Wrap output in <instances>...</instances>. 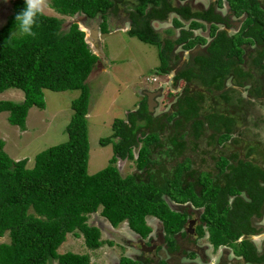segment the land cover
I'll return each instance as SVG.
<instances>
[{
	"label": "trees",
	"instance_id": "trees-1",
	"mask_svg": "<svg viewBox=\"0 0 264 264\" xmlns=\"http://www.w3.org/2000/svg\"><path fill=\"white\" fill-rule=\"evenodd\" d=\"M49 1L51 8L62 16L82 14L88 20L101 17L99 28L103 34L108 33V14L129 2ZM227 2L236 16L246 14L240 31L229 37L225 32L216 33L212 29L213 40L204 53L197 55L192 65L174 78L175 82L180 79L188 84L195 82L207 93L184 92L174 106V113L162 118L148 112L143 97L134 111L126 113L124 120L113 121L110 137L99 140L103 147L112 144V157L105 168L90 175L87 171L86 116L90 98L87 79L99 57L90 50L84 32L76 23H71L64 31V21L54 16L38 17L39 26L33 29L35 37L20 34L14 17L24 8V0H13L12 13L0 28V93L17 89L23 92L24 98L20 103L0 101V113L7 112L9 124L25 130L29 109L34 106L45 109L44 90H79L80 94L71 102L72 116L65 128L67 141L36 155L31 168L27 167V159L12 160L4 151V141L0 140V237L8 233L10 238L9 243L0 244V264H51L53 261L89 264L86 254H59L57 250L67 234L77 231L88 249L99 248L103 243L100 229L87 224V215L99 209L113 228L126 222L140 238H147L152 231L146 218H157L162 224L167 249L174 252L173 237L181 232L188 218L186 210L172 207L175 203L190 204L201 210V225L196 232L202 236L205 225L214 248L228 246L247 263L264 262V250L258 254L248 238L261 232L256 223L264 219V167L251 161L250 154L241 158L235 152L214 158L213 172L193 169L187 157L176 164L170 174L162 176L161 181L155 176V171H160L154 170L159 164L153 157L155 149L160 147V133H165L170 122H173V131L169 135L174 137L173 152L178 156L184 154L187 135L192 137L193 149L198 148L199 137L205 132L211 134L210 139L216 144H226L236 124L235 111L231 110L235 105L231 100L233 96L223 93L227 78L254 79L250 69L245 71L249 66L258 73L264 72V5L257 0ZM130 7L132 23L127 34L159 47L158 71L164 74L171 69L170 55L175 45L183 44V48L189 50L206 41L201 37L192 38V33L184 30L176 39L162 40L151 26L153 20L165 21L172 12L186 20L191 15L219 20L211 11L210 14H194L173 0H131ZM173 24L181 25L178 20ZM198 26L192 22L190 28ZM172 33L171 29L166 30V34ZM254 44L256 54L246 57L247 50L243 46ZM236 84L242 85L241 81ZM255 91L259 94V87ZM205 94L225 102L224 112H205ZM242 108L247 113V102ZM126 160L133 161L139 173L122 177L115 164ZM120 264L139 263L122 258ZM159 264L166 263L160 261Z\"/></svg>",
	"mask_w": 264,
	"mask_h": 264
},
{
	"label": "rangeland",
	"instance_id": "rangeland-1",
	"mask_svg": "<svg viewBox=\"0 0 264 264\" xmlns=\"http://www.w3.org/2000/svg\"><path fill=\"white\" fill-rule=\"evenodd\" d=\"M201 1L206 2L207 0ZM260 1L264 4V0ZM12 2L13 0H0V28L6 23L7 18L12 13ZM130 3L131 0L119 7H125L127 4L130 5ZM44 14L62 19L64 21V31L68 29L71 23H76L78 28L84 32L90 50L99 57L95 69L87 79L90 90L86 116L89 139L87 171L88 174L92 175L105 168L112 157V144L103 147L99 144V140L111 136L114 120H124L126 113L134 111L138 103L145 97L144 92L157 93V97L154 99L157 106L151 113L152 115L157 117L163 113H171L173 110L172 105L176 102L185 84L180 81L173 89L172 79L177 68L172 65L171 71L167 75L159 72V47L145 44L136 37H130L127 34L128 27L126 29L122 28L116 21L117 17H108V33H101L99 28L98 47L96 48L92 45V41L90 42L89 38L87 39L89 31L81 24L84 15L62 16L51 8L50 1L49 7L45 9ZM175 18L177 17L171 14L165 21H153L152 27L158 32L172 29L173 34L165 37L175 38L178 35V30L173 28L172 24V19ZM96 22L101 21L97 19ZM85 23L88 25V21ZM182 27L187 28L188 23H183ZM196 33L201 32L197 31ZM206 34L205 32L204 35ZM178 52H182V62L187 64L189 52L183 50L180 46L175 48V53L178 54ZM255 54L254 52L253 55ZM251 72L254 76L252 81L255 85L254 88L259 87L262 92V99L255 100V96L249 98V94L245 95L244 93L240 103L231 107V110L235 111L236 127L240 129V134L233 132L231 141L224 145L225 149L223 151L227 153L235 151L239 153L241 158H246V155L250 154L249 158L251 161L264 167V72L258 73L255 69H252ZM200 91L205 93L203 88ZM43 93L45 109L41 110L35 106L29 109L25 121V130L9 124L7 112L0 113V140L5 143L4 151L14 161L27 159L28 168L33 166L36 155L52 146L67 141L65 128L72 116L71 102L79 96L80 91L52 92L44 90ZM223 93H226V91H223ZM227 93H231L232 96L235 95L229 91ZM239 97L241 96L239 95ZM246 97L248 100H245ZM23 98V92L17 89H9L0 93V101L20 103ZM205 100L206 102L203 103L205 112L207 110H219L223 113V109L227 108L225 102L217 96L205 94ZM246 102L249 109L247 113L242 108ZM243 119L246 120L247 124H245V120L242 122ZM164 135H161L162 139ZM164 143L168 145L166 139ZM166 147L163 148L164 151H166ZM163 149H155L153 158L159 163L157 167L160 173L166 176V173L171 172L176 162L180 159L178 156H175L174 159V155L168 156L166 153H162ZM219 150L221 149H219L218 145L209 146L204 143L196 152L191 154L187 151L186 155L190 153L195 158L194 167L198 170H212L214 166L212 157L217 155ZM134 154L136 157V150ZM115 166H117L122 177L136 172L135 163L130 160L118 161ZM146 221L152 232L149 238L143 240L142 243L145 244L148 241L151 242V245L152 243L157 246L161 245L162 239L160 235L163 233L161 232V223L151 216H148ZM87 224L98 227L101 231L100 237L103 244L99 249L89 250L84 244L82 234L77 231L76 234H67L66 240L61 244L57 252L59 254L66 252L86 254L90 258V264H118L121 257L137 260L139 256H142L141 260L146 261H152L151 258L155 259L156 262H153V264H157L160 260H168L169 255L163 246L158 252L155 248L151 252L152 255H140L139 252H135L133 246L139 243L138 236L129 229L126 222L119 224L116 228H112L108 221L101 216L100 209L96 213L87 215ZM256 225L261 230L260 234L256 237L248 238L260 247L264 241V219L259 220ZM9 242L8 233L0 237V244ZM177 248L179 249L178 255L181 258L175 263L168 260L170 264H242L241 260L234 259L227 248L213 250L208 245L206 238L195 239L193 236L183 238L177 242ZM190 253L194 254L192 258L188 256ZM51 264L58 263L53 261Z\"/></svg>",
	"mask_w": 264,
	"mask_h": 264
},
{
	"label": "flooded vegetation",
	"instance_id": "flooded-vegetation-1",
	"mask_svg": "<svg viewBox=\"0 0 264 264\" xmlns=\"http://www.w3.org/2000/svg\"><path fill=\"white\" fill-rule=\"evenodd\" d=\"M173 1L175 3H177V4H180V5L188 7L191 10V13H194V14L195 13L210 14L209 12L211 11L214 15H217L219 17V20H216V19L215 20H207V18L205 19L204 17L194 16V15L192 16L191 15V18L186 20V19H183L179 14H177L175 12L171 13V14H174L177 17L175 19H172V24H173L174 20H178L180 22V24H181L180 27H175L174 24H173V28L178 30V35L175 38H172V40L176 39L179 36V32L181 30H184V31H188V32L192 33V38L201 37V38L205 39V41H206L205 44H203V45L196 44L192 49H189V50H185L183 48V44H179V45H175L174 46V49H173V51H172V53L170 55V57H171L170 64H171V68H172V65H173L174 68L175 67L177 68V71L174 74L173 79H172V87L174 89V87H176L178 82H180V81L184 82V84H185L182 92L180 93L179 97L176 100V102H177L178 99L181 97V95L184 92L187 91L188 94L189 93L192 94L196 90H198V91L200 90V86H198L199 84H196L195 82H191V83L188 84L185 79H180V80L175 82L174 78H175V76H177L179 74L180 71L188 69L192 65L193 59H195L197 55H200V54L204 53L205 48L208 46L209 42H211L213 40V37L211 36V30L214 29L216 31V33L225 32L230 37V36H232V35H234V34H236V33H238L240 31L241 27L245 23L246 14H244L242 16H236L235 13L230 10V7H229V4H228L227 0H207L206 2H203L201 0H199V1H196V0H183V1L173 0ZM257 1H259L262 5H264L260 0H257ZM130 6H131V3H130V5L127 4L125 7H118L116 12H110L108 14V17L109 16H112V18L117 17L116 21L119 23V25L122 26V28L126 29V27H128L127 32L130 30L131 23H132L131 22V18H130V11L132 10V8ZM126 7H128V8H126ZM108 17H107V20H108ZM98 18H96V19H98ZM96 19H94V20H96ZM100 19H101V22H102V18L101 17H100ZM153 21H157V20H153ZM101 22H99V25H100ZM152 22H151V26H152ZM192 22H196L197 24H199V26L194 28V29L190 28V25H191ZM183 23H188V27L187 28L182 27ZM166 30H169V29H166ZM166 30H164L162 32H158L156 30L155 31L160 34V37H161L162 40H165V39H168L165 36H170V35L166 34ZM197 31H200L201 33L197 34L196 33ZM172 32H173V30H172ZM205 32L207 33L206 35H204ZM230 32H232V33H230ZM163 34H164V36H162ZM178 46L182 47L183 50L189 52V55H188L189 56V60H188L187 64L185 62H182V56H183L182 52H178V54L175 53V48L178 47ZM256 47H257L256 44H254V45H244L243 48H245L247 50L246 57H247L248 54H254V52L256 53V51H255L257 49ZM200 50H201V52L199 53ZM249 67L250 68H246L245 69L246 72H248L249 69H250V71H252V69H254L252 66H249ZM170 71H171V69H170ZM170 71L168 73H166V75L169 74ZM236 81H239V82L241 81L242 85L241 86L239 84L237 85ZM252 81H253V79H251L249 77L247 79L245 78L244 80H242V78H239V77L238 78L229 77V78H227V80L225 82L223 91H226V92L229 91V92H232V93L235 94L232 97V99H231V100H233V102L235 104L240 103V99L242 98V96H243L242 94H244V93H245V95L249 94L248 95L249 98H252V96H255V98H256L255 100H261L262 99V92L259 91V94L256 93V91H255L256 87L254 88L255 85L252 83ZM145 93L146 92H144V96L146 98ZM205 93H207L206 90H205ZM207 95H209V94H207ZM237 95H240L241 97H239ZM155 99H156V97H155ZM245 100H248L247 97H246ZM176 102L172 105L173 110L171 111V113H163V114H161V115H159L157 117H161L162 118V116L165 115V114L174 113V111H175L174 106L176 105ZM256 102H258V101H256ZM172 127H173V122H170V124L167 126V128L165 130V133H164L165 135L160 133V147L159 148L163 149L165 146H167L166 147L167 148L166 151H164V149H163L162 153H166L168 156L174 155V159H175V156L177 157L178 155L176 153L174 154V152H173L175 150V147L172 144V139H174V137L169 135V133H172V131H173V129H171ZM207 130L208 129H206V131ZM233 130H234L233 132H237L238 134H240V129H238L236 127V124L234 125ZM205 133L206 134H203V135H201V137H199V146H198V148H195V149H193L192 143L190 142L192 137H190L188 135L184 137V139L186 141V147H185V150H184V154H182L181 156H178L180 160L178 162H176V164H178L179 162H181L185 158L189 157L191 159V161H192L191 167L193 169L198 170L197 168L194 167L195 158H193L191 154L196 152L197 149H199L201 146L204 145V143H206L209 146L218 145V144H216V141L210 139V135L211 134L209 132H205ZM161 135H164L163 139L161 138ZM232 137H233V133H232L231 139H232ZM165 139L167 140V143H168L169 146L166 143H164ZM231 139L229 141H231ZM177 141L179 142L180 139L178 138ZM229 141H227L226 144H228ZM226 144H224V145H226ZM224 145H218L219 149H221V150H219L217 152V155L212 157V160L214 158H219V156H221V155L231 156L233 153H235V151H230V152H228L229 154L227 152H224L223 151V149H225ZM159 148H157V149H159ZM187 151H189L191 154L189 153L188 155H186ZM202 161H203V159H202ZM213 162H214V166H215V161L213 160ZM157 166L158 165H156L154 167V170H158ZM214 166H213L212 170H205V169L202 170V169H200L198 171L199 172H204V171L213 172V171H215V167ZM136 172H138V171L136 170ZM171 172L166 173V175L170 174ZM155 176L158 179L157 181H161L162 180L161 178H162L163 175L161 173H157V171H155ZM172 207L175 210H177V209H180L181 211L186 210V214L188 215L186 224L183 227V229L181 230V232L185 233V236H182L181 232H179V233L175 234V236L173 237L174 241H175L176 251H174V252H169L168 251L167 245L165 243V234H164V232L162 230V224H161V232H163V233H162V235H160V237L162 239V244L157 246V245H154V243H152V245H151V242H148V241L145 244L142 243L143 240L149 238L151 233L149 234V236L147 238H140L138 236L139 243L137 245L133 246V250L135 252L136 251L139 252L140 255H145V254L152 255L151 252L153 250H155V248L157 249V252H158L163 246L165 251L169 255L168 256V260L173 261L175 263V262H177V260L179 258H181V256L178 255V252H179L178 250L179 249L177 248V242L179 240L183 239V238H186V237L189 238V237L193 236V237H195V239L206 238L207 241H208V245L213 250H217V249H221V248H223V249L227 248L231 252V254L233 255L235 260H241L242 264H251V263H247L246 261H244L241 257L236 256L234 254L233 250L230 247H228V246H219L218 248H214V246L209 241V233H208V231H206V229H205L206 226L205 225H203V231H204L203 235L202 236H198L196 231H197V228L201 225V222H200L201 210L200 209L195 208V207L191 206L190 204H176L175 203V204H172ZM152 218L157 219L155 217H152ZM158 221L160 222V220H158ZM92 227H94V226H92ZM100 234H101V231H100ZM259 234L251 235V236H248V237H251V238L252 237H256ZM100 240H101V237H100ZM240 240L241 239H239L238 242ZM252 243L255 246L257 253L258 254H262L263 250H264V241H263V243L261 244L260 247H258L253 241H252ZM99 248H97V249H99ZM97 249H95V250H97ZM230 252H229V255H230ZM191 255L194 256L193 253L188 254V256L192 258L193 256H191ZM122 258L129 259L127 257H121L119 259L118 264H120V260ZM137 258H138L137 260L136 259H129V260L136 261L139 264H153V262H156V260L152 259V258H151L152 261L141 260L140 258H142V256H139ZM89 260H90V258H89ZM168 260L165 259V260H160V261H165L166 264H170ZM160 261H158L157 264H159ZM259 264H264V262L259 263Z\"/></svg>",
	"mask_w": 264,
	"mask_h": 264
},
{
	"label": "clouds",
	"instance_id": "clouds-1",
	"mask_svg": "<svg viewBox=\"0 0 264 264\" xmlns=\"http://www.w3.org/2000/svg\"><path fill=\"white\" fill-rule=\"evenodd\" d=\"M48 7L49 0H24V8L14 17L19 33L35 37L36 32L33 29L39 26L38 17L42 16Z\"/></svg>",
	"mask_w": 264,
	"mask_h": 264
},
{
	"label": "water",
	"instance_id": "water-1",
	"mask_svg": "<svg viewBox=\"0 0 264 264\" xmlns=\"http://www.w3.org/2000/svg\"><path fill=\"white\" fill-rule=\"evenodd\" d=\"M99 21H101L100 17L98 18ZM97 20V19H96ZM96 20H87V18L84 16L83 21L81 22L82 25H84L87 30L89 31V35L87 36V39L89 38L90 42L94 47H98L97 45V38L99 34V22L97 23ZM86 21H88V25H86ZM80 24V26H82ZM82 29V28H81ZM86 30V31H87ZM146 103H147V109L149 113H152L154 111V108L157 106V103L155 102V97H157V93H151V92H146Z\"/></svg>",
	"mask_w": 264,
	"mask_h": 264
}]
</instances>
